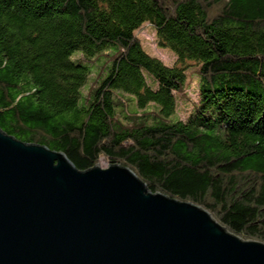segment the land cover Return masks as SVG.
Listing matches in <instances>:
<instances>
[{
	"label": "trees",
	"instance_id": "obj_1",
	"mask_svg": "<svg viewBox=\"0 0 264 264\" xmlns=\"http://www.w3.org/2000/svg\"><path fill=\"white\" fill-rule=\"evenodd\" d=\"M145 23L173 65L144 49ZM188 60L200 99L172 120ZM0 127L80 170L129 166L264 242V0H0Z\"/></svg>",
	"mask_w": 264,
	"mask_h": 264
},
{
	"label": "water",
	"instance_id": "obj_2",
	"mask_svg": "<svg viewBox=\"0 0 264 264\" xmlns=\"http://www.w3.org/2000/svg\"><path fill=\"white\" fill-rule=\"evenodd\" d=\"M0 264H264V242L129 166L80 170L0 127Z\"/></svg>",
	"mask_w": 264,
	"mask_h": 264
},
{
	"label": "rangeland",
	"instance_id": "obj_3",
	"mask_svg": "<svg viewBox=\"0 0 264 264\" xmlns=\"http://www.w3.org/2000/svg\"><path fill=\"white\" fill-rule=\"evenodd\" d=\"M138 33L142 39L144 49L149 54L161 58L168 65H173L175 63V61H176L175 53L172 52L168 48H162L159 46L156 30L154 29V27L151 24L145 23L141 28L138 29ZM112 50L113 51L115 50L114 47ZM107 61H108V59L106 60V62ZM186 64L188 65L187 73H188V77H189V79H188L189 82H188L187 86L184 88V90L182 91V93L177 95V98H176L177 99V105H176L175 114L173 115L172 120L186 119L190 115V113L193 111L194 106L199 102V99H200L199 98V85H198V79L199 78L196 75V74H198L197 62L193 61V60H188L186 62ZM95 81H96L95 78L91 79L89 82V86L91 84H94ZM83 91H85L84 93H86L87 87H84ZM155 107H159V105L156 103H151L145 109L140 111L139 108L137 107V105L133 104L131 106V111H134V113L131 114V117H134L135 114L148 115V112L150 111L148 109L154 110ZM138 110L140 112L136 113V111H138ZM100 162L102 163L103 167H107L109 165L105 159H101Z\"/></svg>",
	"mask_w": 264,
	"mask_h": 264
}]
</instances>
